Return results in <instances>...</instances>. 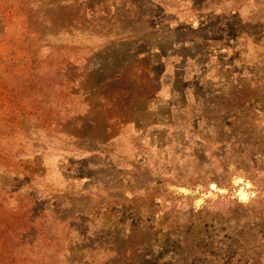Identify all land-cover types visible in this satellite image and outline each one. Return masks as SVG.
Segmentation results:
<instances>
[{
    "label": "rangeland",
    "instance_id": "374dc122",
    "mask_svg": "<svg viewBox=\"0 0 264 264\" xmlns=\"http://www.w3.org/2000/svg\"><path fill=\"white\" fill-rule=\"evenodd\" d=\"M231 1L0 0V181L2 172L12 177L0 184V264H33L38 259L49 264L60 261L63 251L65 262L74 253L84 257L75 233L57 225L51 230L56 248L45 251L36 231L43 227L38 216L46 214V202L49 207L63 197L79 199L75 195L129 200L135 187H144L150 180L154 183L145 190L155 187L157 195L152 193L151 203L157 224L165 221L163 229L111 236L118 250L148 253L151 247L157 250L165 245L172 252L175 241L169 237L170 230L184 228L189 215L196 219L204 207L216 211L237 206L244 211L250 206L258 217L255 244L262 250L260 264H264V188L259 182L263 176L253 183L241 170L230 168L221 184L194 186L178 182L176 176L184 175L176 172L178 160L191 158L174 147L187 148L205 134L204 118L194 117L203 110L210 121L215 118L206 102L199 101L195 107L191 90L186 105H175L169 77L173 69H184L187 85L204 77L198 84L202 90L221 86L224 93L238 79L246 83L256 79L264 87V0ZM220 32L230 46L237 34L238 43L236 50L217 57L220 45L209 53L206 44L217 40ZM183 43H194L186 55L199 56L182 64L173 55L183 50ZM223 59L231 71L222 67ZM220 96H209L207 102L227 104ZM148 105L149 110H144ZM173 107L178 111L173 112ZM253 111L259 113L242 121L248 131H254L252 138L263 143L264 90L254 100ZM235 140L238 145L244 139ZM142 157L150 165H169L172 171L150 166L148 178L141 170L127 184L129 164H140ZM217 159L211 154L204 160L209 174L219 178L222 170L217 169ZM98 219L102 230L95 241L106 243L111 232L123 230L117 213L106 211ZM204 262L199 259L196 264Z\"/></svg>",
    "mask_w": 264,
    "mask_h": 264
},
{
    "label": "trees",
    "instance_id": "16d2710c",
    "mask_svg": "<svg viewBox=\"0 0 264 264\" xmlns=\"http://www.w3.org/2000/svg\"><path fill=\"white\" fill-rule=\"evenodd\" d=\"M231 2L236 4L235 0ZM224 38L225 35L220 32L217 40H213L212 43L207 42L206 51L208 50L211 53L214 50L213 47L215 48L220 45V48L217 49L219 52L217 57H220L219 54L225 55L224 53L228 51L236 50L238 35L235 34V39L231 43V46L227 43L226 38ZM193 44L183 43L181 45L183 50H177L176 54L173 55L174 58L176 56L180 57L182 64L186 60H195L199 56L197 53H193L192 57L186 55L188 49ZM157 54L160 53L158 52ZM162 57L167 58L169 56L163 54ZM159 61L157 60L155 63ZM226 62L227 60L223 59L221 63L222 67L225 70L231 71V65H228ZM169 75L170 92L178 108L188 103L186 95L188 90H191L192 97L194 98L193 104L195 105L199 101L206 102V106L213 109L210 111V116L215 118V120L210 121L208 113H204L206 111L202 110L199 113L200 115H196L194 119L202 120L204 118L202 132H205V134H201L200 137H196L194 140L192 139L193 143L188 145L187 148L174 147L175 150L178 149L185 157L189 155L191 158V160H188L183 156L184 160H178L180 164L176 172L184 174L183 176L176 175L179 180L178 182L190 186L205 185L211 182L221 184L220 182L225 181L227 171L232 168L241 170L253 183L255 178L262 175L263 177L259 182L264 188V142L258 143L256 138H252L254 131H248L245 122L242 121V119L253 115V113H259V111H253V103L257 95L263 92L264 87H260L262 85H259L256 79H252L247 83L238 79L236 83L230 84L231 86L223 93L224 89L221 86L219 88L216 87L217 89L215 90L200 89L198 84L204 77L193 78L190 85H187L185 82V71L179 66L178 68H174ZM218 94L221 95L220 99L226 98L221 101L227 100L228 103L223 102L221 105H209L210 103L207 102L208 97ZM206 106H204L205 110L207 109ZM149 108L150 105L146 106L144 110H149ZM174 111L177 112L178 109L173 107ZM136 114L139 113L136 112ZM168 115L172 116V112L168 113ZM250 120L252 119L250 118ZM258 121L256 120V122ZM173 123L176 122L173 121ZM135 124L138 125V123ZM245 131L250 133L246 138L243 134ZM180 134H183V132H180ZM167 136L168 134L164 132V137ZM171 138H174V136ZM231 138L234 139L233 142L229 141ZM241 138L244 139L243 142L237 141L239 144L236 145L235 139ZM150 140L152 141L151 138ZM175 143L178 145V142ZM224 151H227L228 155H223L222 152ZM211 154L215 158H218L217 169L222 170L219 178L216 175L209 174V164L204 160L205 156H211ZM220 155L228 157L230 160L226 161ZM234 155L237 157L235 158ZM257 155L259 159H256ZM150 164L144 157H142L140 164H129L128 168H131L132 171L125 173L128 177L127 184L134 182V174L140 175L141 170L145 172L143 173L144 177L148 178L150 166H153L152 168H162L164 171L166 169L167 173L172 171L168 167L169 165H160L157 162H154L152 165ZM2 174L4 176L3 183H5V180L7 182L11 181L12 177L5 175L3 172ZM2 182L0 181V184ZM151 183H154V181H148L141 188L135 187L132 191L133 197L129 200L123 199L122 201H118L108 199L107 197L103 198L102 195H96L94 198L97 200H92L91 198L86 199L83 195H75L79 199H71V196L69 198L63 197L56 199L55 204L49 205V207L47 206L48 202H46L44 209L46 214L41 217L38 216V220H41L43 227L36 231V234L43 238L45 251L56 248L55 236L51 235V230H53V225H57L60 227V230L61 228L66 230L71 229L72 233H75L73 234L75 235V241L80 244V250L84 253V257L82 258L77 257L74 253L65 262L62 258L65 257L66 251H63L60 255L63 263H61V260H53L52 257L53 261L49 264H173L174 260H171V257L168 258L169 255L173 256L177 264H196L199 259H203L205 261L204 264H260L263 253L262 250L258 249L259 246L255 244L258 232L254 228L258 217L255 211H250V206L243 207L244 211H241L237 206H224L216 211H210L211 208L204 207L202 211L197 213L196 219L192 215H189V225L186 224L184 228H180L176 232L170 230L169 237H172L175 241L173 243L175 248L172 252L167 251L165 245H161L157 250L151 247L148 253H142L140 250L134 248L118 250V247H116L117 240H113L111 236L117 237V235H121L122 237H126L132 230L155 232L163 229L165 221L162 225L157 224L155 218L156 209L154 204L151 203L155 197L152 193L157 195L154 192L155 187L151 191L145 190ZM157 193L161 196L159 190H157ZM145 199H148V203ZM31 203L35 205L34 201H31ZM208 206L210 207V205ZM106 211H111L114 215L117 213L119 218L123 219L121 221L123 230L119 233L111 232L107 238L108 241L101 243V241H95L94 237L98 236L102 230L99 226L101 224L98 216ZM224 212L227 215L223 216ZM241 215H244V217L248 215V221L245 222L244 217L240 220ZM49 221L51 225H47ZM28 235L29 233L26 232V236ZM59 240H61L60 237L57 240L58 243ZM25 245V243H22V247ZM222 247L226 249L222 250ZM72 251H75V249ZM31 254L32 256H36L35 253ZM94 255H100L99 259H94ZM33 264H40V259L34 261Z\"/></svg>",
    "mask_w": 264,
    "mask_h": 264
}]
</instances>
